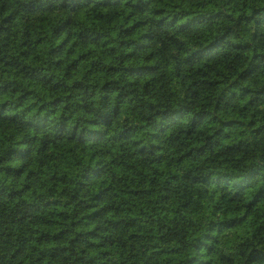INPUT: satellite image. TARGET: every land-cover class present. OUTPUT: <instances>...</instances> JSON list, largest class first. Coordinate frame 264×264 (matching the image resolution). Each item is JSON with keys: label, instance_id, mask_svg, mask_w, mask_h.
I'll return each instance as SVG.
<instances>
[{"label": "trees", "instance_id": "1", "mask_svg": "<svg viewBox=\"0 0 264 264\" xmlns=\"http://www.w3.org/2000/svg\"><path fill=\"white\" fill-rule=\"evenodd\" d=\"M0 264H264V0H0Z\"/></svg>", "mask_w": 264, "mask_h": 264}]
</instances>
